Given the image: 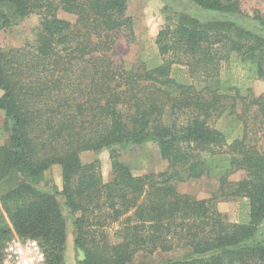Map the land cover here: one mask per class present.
I'll list each match as a JSON object with an SVG mask.
<instances>
[{"label":"trees","instance_id":"obj_1","mask_svg":"<svg viewBox=\"0 0 264 264\" xmlns=\"http://www.w3.org/2000/svg\"><path fill=\"white\" fill-rule=\"evenodd\" d=\"M129 0H0V264L14 237L37 240L47 264H63L67 220L57 193L39 187L62 171L81 264H130L140 252L179 249L165 264H264V35L233 22L180 17L161 30L136 64L110 54L117 34L137 39ZM206 10L240 11L237 1L193 0ZM64 12L76 22L61 19ZM33 14L35 39L5 50L1 34ZM255 19L264 29V16ZM155 144L165 171L137 175L121 159ZM109 151L111 180L85 152ZM242 178L230 181L232 175ZM215 178L217 194L244 199L243 221L179 190ZM119 224L117 243L106 229Z\"/></svg>","mask_w":264,"mask_h":264},{"label":"rangeland","instance_id":"obj_2","mask_svg":"<svg viewBox=\"0 0 264 264\" xmlns=\"http://www.w3.org/2000/svg\"><path fill=\"white\" fill-rule=\"evenodd\" d=\"M227 5L229 2L225 0ZM238 2L241 13L219 12L206 10L198 6L193 0H129L128 16H131L136 24L137 39L133 42L127 39L126 34H117L110 54L117 64H136L143 50L154 45L159 32L167 26L175 25L178 18L184 16L196 19L200 22L228 21L233 22L241 28L264 35V29L255 19L256 15L264 16V0H234ZM61 19L76 22V17L64 12L59 13ZM41 17L33 14L24 21L13 24L1 34V47L5 50L11 48H22L28 42L35 39V29L39 25ZM125 35V36H124ZM257 96L264 93V79L250 80L246 83ZM4 121V115L0 111V122ZM264 145V139H263ZM121 159L129 165L137 175L149 173H160L166 170L167 163L162 160L159 149L155 144L149 143L142 147H131L120 152ZM99 159L104 182L111 180V160L109 151L101 153L85 152L81 155L83 164H89ZM242 178V174L232 175L230 181L236 182ZM20 179L8 178L0 182V196ZM47 192L57 193L64 217L67 220L68 239L65 248L63 264H81L83 253L75 248V226L74 222L80 213L73 214L66 206L65 197L61 194L63 190L62 171L60 166H54L44 174L40 186ZM219 182L215 178L205 177L200 180H191L179 185V190L184 194L194 196L199 200H209L217 197L215 203L223 216L231 222H241L246 217L247 211L243 207L244 199H225L217 194ZM119 224L110 225L106 231L111 243H117L119 237L116 231ZM191 256V251L186 249L171 252L157 251L153 254L146 252L138 253L130 264H165L170 260L184 259Z\"/></svg>","mask_w":264,"mask_h":264},{"label":"built area","instance_id":"obj_3","mask_svg":"<svg viewBox=\"0 0 264 264\" xmlns=\"http://www.w3.org/2000/svg\"><path fill=\"white\" fill-rule=\"evenodd\" d=\"M2 264H47V258L37 240L14 237L6 244Z\"/></svg>","mask_w":264,"mask_h":264}]
</instances>
